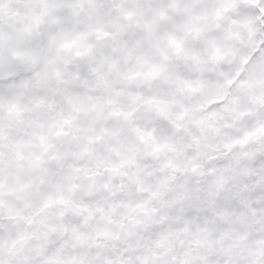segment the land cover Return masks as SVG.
<instances>
[{
    "label": "snow or ice",
    "instance_id": "obj_1",
    "mask_svg": "<svg viewBox=\"0 0 264 264\" xmlns=\"http://www.w3.org/2000/svg\"><path fill=\"white\" fill-rule=\"evenodd\" d=\"M0 264H264V0H0Z\"/></svg>",
    "mask_w": 264,
    "mask_h": 264
}]
</instances>
